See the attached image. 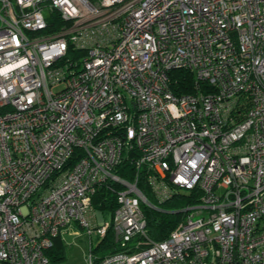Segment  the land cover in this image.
Here are the masks:
<instances>
[{"label": "built area", "instance_id": "built-area-1", "mask_svg": "<svg viewBox=\"0 0 264 264\" xmlns=\"http://www.w3.org/2000/svg\"><path fill=\"white\" fill-rule=\"evenodd\" d=\"M144 209L180 217L153 240ZM71 223L86 264H264V0H0V264H63Z\"/></svg>", "mask_w": 264, "mask_h": 264}, {"label": "trees", "instance_id": "trees-1", "mask_svg": "<svg viewBox=\"0 0 264 264\" xmlns=\"http://www.w3.org/2000/svg\"><path fill=\"white\" fill-rule=\"evenodd\" d=\"M172 82L181 87L182 91H193L192 84L194 83L193 75L190 72L183 70H174L170 73ZM120 176L131 177L132 167L126 163L121 162L114 170ZM120 186L116 183L109 182L108 186L100 185L96 188L95 193L92 195V206L96 210L101 212L108 211L110 214L116 207L115 191ZM148 192H146L147 194ZM148 195V194H147ZM190 200H185L182 197H176L163 204L164 209H173L181 206L182 204L189 203ZM146 217V227L149 236L153 240H160L165 238L170 230L174 227L175 223L179 219V214L172 213L168 210H156V209H144ZM109 248V252H115L117 247L114 241V236L109 229L106 236L98 241L97 245L92 248L93 251L101 252L105 248ZM65 254V245L60 236L54 239V243L51 249L48 251V256L51 262H62ZM7 264V263H6Z\"/></svg>", "mask_w": 264, "mask_h": 264}, {"label": "rangeland", "instance_id": "rangeland-1", "mask_svg": "<svg viewBox=\"0 0 264 264\" xmlns=\"http://www.w3.org/2000/svg\"><path fill=\"white\" fill-rule=\"evenodd\" d=\"M97 221L96 224H101L104 221H108L110 219V213L108 211L101 212L99 210L96 211ZM61 239L65 245V254L64 259L62 260L63 264H86L88 259V254L91 251L89 248V235L87 233V229L80 228L77 225L71 223L66 227L65 231H62ZM98 236L93 234L91 236V247H94L98 243ZM109 248H105L101 252H97L99 255L103 256L107 252H109ZM95 251H92L94 255Z\"/></svg>", "mask_w": 264, "mask_h": 264}]
</instances>
